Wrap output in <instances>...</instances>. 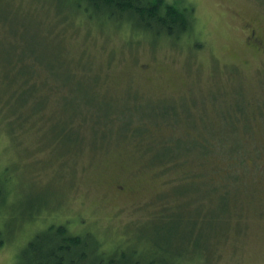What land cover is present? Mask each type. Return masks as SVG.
Listing matches in <instances>:
<instances>
[{
    "label": "rangeland",
    "instance_id": "1",
    "mask_svg": "<svg viewBox=\"0 0 264 264\" xmlns=\"http://www.w3.org/2000/svg\"><path fill=\"white\" fill-rule=\"evenodd\" d=\"M53 1L0 0V264L62 224L146 261L166 236L180 264H264V55L245 42L264 0H164L192 8L177 39Z\"/></svg>",
    "mask_w": 264,
    "mask_h": 264
},
{
    "label": "trees",
    "instance_id": "2",
    "mask_svg": "<svg viewBox=\"0 0 264 264\" xmlns=\"http://www.w3.org/2000/svg\"><path fill=\"white\" fill-rule=\"evenodd\" d=\"M65 1L68 5L74 6H68L67 8H72L76 13L81 12L87 19H91L95 25L97 24L99 29H105L107 24H112L107 23V20H111L113 24L120 26L123 25L121 21H124L131 23L132 27L149 32L152 38L167 36L177 39L188 33L193 25L192 8L178 9L176 5L165 4L164 0H54L53 3H56L55 7L58 8L56 14H61L62 10L68 14V9L61 7ZM2 20L0 19V21ZM69 23L70 21H67L64 25ZM120 26L116 28L121 29ZM31 55H35V53L32 52ZM35 85L31 82L20 92L14 91L12 93L17 101L16 105L19 101L26 104L29 99H35V94L38 91ZM16 105L14 110H11L8 103H6L5 109L12 124L17 123L20 125L18 122H21L23 118L18 112L21 114L22 112L21 109L18 110ZM15 109L18 110L16 118L18 121H14L12 117L15 115ZM42 109V105H36L32 110L34 113L40 114ZM238 111L239 113L242 112L240 108ZM164 113L173 114V110H166ZM97 118H100L99 114ZM68 129L58 132L57 137L62 134H69ZM140 129L134 127V130H130L126 125L125 130L132 132L133 135L140 136L144 131L143 128ZM4 198V191L0 186V205L3 204ZM167 220L170 224L163 225V228L169 225L177 228V224L182 222V219H173L172 216L168 215ZM197 223V220L193 221L191 232H188L190 243L195 245H198L197 240L199 238V234L195 232ZM67 227L66 224L51 226L36 234L27 245L21 264H180L178 263L179 259L184 258L186 253L183 254L182 249L176 248L177 238L166 240V236L154 245L160 251L159 255H153L147 261L133 248L126 251L113 250L107 253L100 248V242L88 231L74 234ZM171 230H173L172 227ZM194 237L195 239H193Z\"/></svg>",
    "mask_w": 264,
    "mask_h": 264
},
{
    "label": "flooded vegetation",
    "instance_id": "3",
    "mask_svg": "<svg viewBox=\"0 0 264 264\" xmlns=\"http://www.w3.org/2000/svg\"><path fill=\"white\" fill-rule=\"evenodd\" d=\"M247 27H250V29L245 37L246 45L257 53L264 55V30H257L251 25Z\"/></svg>",
    "mask_w": 264,
    "mask_h": 264
}]
</instances>
